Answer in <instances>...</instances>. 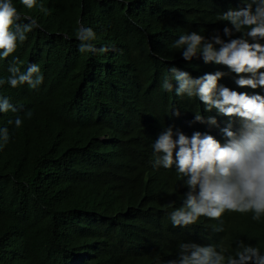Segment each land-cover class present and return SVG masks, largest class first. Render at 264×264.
<instances>
[{
  "label": "trees",
  "instance_id": "obj_1",
  "mask_svg": "<svg viewBox=\"0 0 264 264\" xmlns=\"http://www.w3.org/2000/svg\"><path fill=\"white\" fill-rule=\"evenodd\" d=\"M12 3L39 27L0 59V80L19 58L22 71L39 66L43 83L0 85V98L17 109L0 112L9 137L5 143L0 134V264H170L181 242L222 241L234 255L242 240L264 253V217L224 216L221 233L206 217L174 227L168 205L183 206L188 189L175 167H153L150 144L165 128L174 139L199 132L222 144L223 129L240 127L236 117L205 111L198 98L177 97L175 80L172 92L162 90L173 66L193 78L220 71L218 86L264 95L239 87L226 66L186 61L173 47L191 32L205 39L218 32L227 42L223 30L232 26L219 14L244 7L242 0H36L31 10ZM80 27L109 51L81 53ZM197 113L217 123L195 122Z\"/></svg>",
  "mask_w": 264,
  "mask_h": 264
},
{
  "label": "clouds",
  "instance_id": "obj_2",
  "mask_svg": "<svg viewBox=\"0 0 264 264\" xmlns=\"http://www.w3.org/2000/svg\"><path fill=\"white\" fill-rule=\"evenodd\" d=\"M244 7L229 9L219 14L220 21L228 22L232 27H225V42L214 33L210 39L191 32L182 34L173 47L182 49L183 59L191 61L202 57L207 63L223 65L239 77L235 83L241 88H252L264 92V0H242ZM31 10L36 0H20ZM42 12L47 10L41 6ZM28 23H19L21 20ZM37 21L30 16L21 17L12 0H0V59L8 58L17 49V42H24L27 33L38 28ZM14 29V30H13ZM240 33L239 38H232ZM81 53H106L107 47L97 49L91 41L96 34L91 28L77 29ZM218 46V47H217ZM21 61L15 58L9 66L7 80H0V85L7 83L12 88L27 84L36 89L43 83V76L38 65H30L26 71L20 68ZM169 75L162 82V90L173 91L172 81L178 83L176 96L198 98L205 105V111L215 109L225 117H236L240 121L238 131L231 130V125L223 129L227 141L220 144L214 137L199 132L191 138L182 132L174 133L165 128L154 142H150L153 151V167L172 169L183 178L188 191L184 194L183 206L175 207L168 218L174 227L195 225L201 217L216 221L213 232L221 233L222 217H238L239 214H251L253 221L264 217V95L238 93L224 86H218L223 72L206 73L193 78L189 73L176 67L168 69ZM17 109L7 98H0V112H15ZM176 115H179L177 112ZM10 124L11 120L8 121ZM195 122L215 125V119L207 120L197 113ZM22 121L17 118V127ZM3 141L9 139L8 130L0 129ZM170 264H264V253L258 246L235 242V253L227 254L223 242L208 246L181 242L178 245V261Z\"/></svg>",
  "mask_w": 264,
  "mask_h": 264
}]
</instances>
